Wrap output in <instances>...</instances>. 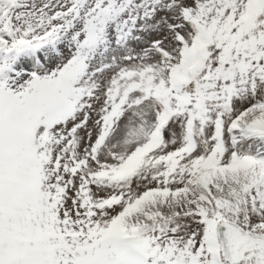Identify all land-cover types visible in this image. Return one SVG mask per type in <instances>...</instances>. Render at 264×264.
I'll use <instances>...</instances> for the list:
<instances>
[{
  "label": "snow or ice",
  "instance_id": "6c2138e0",
  "mask_svg": "<svg viewBox=\"0 0 264 264\" xmlns=\"http://www.w3.org/2000/svg\"><path fill=\"white\" fill-rule=\"evenodd\" d=\"M0 264H264V0H0Z\"/></svg>",
  "mask_w": 264,
  "mask_h": 264
}]
</instances>
